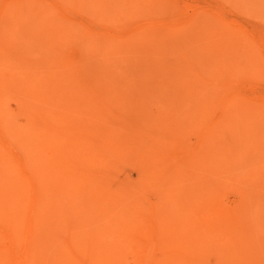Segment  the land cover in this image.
<instances>
[{
    "label": "bare ground",
    "instance_id": "obj_1",
    "mask_svg": "<svg viewBox=\"0 0 264 264\" xmlns=\"http://www.w3.org/2000/svg\"><path fill=\"white\" fill-rule=\"evenodd\" d=\"M44 1L63 14L57 1ZM201 17L195 14L178 28L199 24ZM166 22L144 17L134 26L114 24L113 38L130 43L131 37L141 35L149 44L128 58L134 77L117 83L103 74L101 66H96L95 70L103 71L98 74L87 71L90 66L83 68L89 63L70 60L62 50L67 40L50 28L40 47L50 51L43 67L29 69V61L20 55L22 59H16L15 64L8 61L10 76L0 74V264H94L110 252L105 251L110 247L107 237L122 245L113 254L118 264H264V238L252 237L260 234L258 229L250 235L245 231L249 224L245 225L242 214L243 207L250 208L252 198L258 196L257 190L250 189L253 185L248 192L242 189L241 207L227 208L221 194L234 186L231 182L235 178H227L223 185V173L217 165L221 152H228L226 130L248 104L243 89L251 79L241 81L239 67L248 68L249 62L186 61L183 52L162 44L160 28L171 27ZM236 29L254 41L252 31ZM130 45L132 49L134 45ZM16 60L14 57L11 63ZM118 67L120 70L124 65ZM149 87L158 90L154 111L146 107V100L151 99ZM9 97L15 98L16 112L24 118V125L14 121L7 106ZM244 108L247 111L250 107ZM190 134L195 137L193 142L187 138ZM249 170L248 184L264 179ZM63 186L65 190L58 192ZM45 187L57 198L81 191L79 197L88 201L81 208L86 213L72 217L73 224L55 215L52 218L45 210ZM64 203L66 209L79 208L73 200L64 199ZM87 225L104 231L101 238L94 232L85 233L89 247L80 245L75 237Z\"/></svg>",
    "mask_w": 264,
    "mask_h": 264
},
{
    "label": "rangeland",
    "instance_id": "obj_2",
    "mask_svg": "<svg viewBox=\"0 0 264 264\" xmlns=\"http://www.w3.org/2000/svg\"><path fill=\"white\" fill-rule=\"evenodd\" d=\"M0 1H1L0 12L3 13V14L0 13L1 14L0 40L1 38H4V40H6L5 42H7L4 45V40L0 41V46L1 44L4 45L3 47H0L1 49L0 51L4 52L3 55L1 56L5 55L6 57L5 56L4 57L7 60L6 62L4 57L0 56L1 57L0 74L2 76H4L5 74L6 77L10 76V71L12 69V67H10V64H15L16 62H18V60L22 59L19 57V55L23 56L25 60L29 61L27 63L29 69L32 66H34L32 67L33 69H35L36 66L43 67L44 62H46V60L49 58L48 55L50 51H48L47 48H45L46 51L45 49H43L45 51L43 52V50L41 51L40 47H42L41 42L43 44L45 41L43 40V38L46 39L45 36H43L44 33L47 32L50 28L49 31L53 30L56 33H57L56 30H58L59 34H61L59 35L57 33L59 38L61 37L60 39L67 40V44H66L67 46H63L62 50L65 51V54L69 56L70 60L73 61L79 60L80 62L77 63H85V64L89 63L87 65L83 64L84 65L83 68L85 70L90 68V70L87 71L92 72V70L94 71L95 69H97L96 66H101L102 70L105 71L103 74L105 76H108L109 78L111 77L112 82L113 80H115L114 82H116L117 80L123 81L124 80L123 78H125V80H129L132 77V75L134 77V74H132L134 70H132V68L128 66L130 62L128 59L129 56H131V53H133L134 50L136 51L137 49L136 52H138L141 48H144L149 44H146L147 42L144 43L143 42L144 40H142V38L140 39V37H142L141 35L131 37L130 39L132 41L130 43L120 42L121 40H119L118 38L112 37L114 33H116V29H115L116 25L114 26V24H117V26L119 25L123 26V24L124 26H126V24L127 26H134L137 20L141 21L142 18L144 17H149V19L152 18L167 19L166 24L170 25L171 27L160 28L162 30V31L160 30L161 31L160 36L162 38L160 40H162V44H164L166 49L183 52L185 54L186 61L191 60V62H195V63H215V62H226V61L234 62L237 60L239 62H244V63L249 62L250 67L244 69L241 66L239 67L240 69H243V71L239 69L240 75L242 74L241 75L242 77H240V75L238 74V78L240 77L239 79L241 81H246L247 79H251V81H249L250 85L249 83L247 85L244 84L245 87L243 89V92L248 100L247 102H245L248 104L244 106H248L250 108L251 106H253V108H251V110L250 108H248V110L246 111L247 107L244 108L243 106L241 110L242 113L243 112L244 113L240 114L241 112H239V114L236 117V120H238V122L234 120L230 124L228 131L226 130V133L224 135V142L227 145H229L228 152L226 153L224 152V154L221 152L219 156L222 155L223 156L218 159L220 162L218 161L217 165L221 173H223L222 175L224 177L223 178L224 180L222 179L220 181L221 183H223V185L227 184L229 179L233 180L235 178L234 179L235 182L234 180L233 182H231L232 186L233 185L234 186L229 190L225 189L221 194V196L223 195V197H221L222 198L221 201L224 204V206H226L227 208L231 207L235 209L237 207H241L242 202H240L239 193L240 191H242V189L243 191L246 189L245 190L246 192H248L251 188L257 190L256 193L258 194V196H256L257 194H255L256 196L254 197L255 199L252 198L251 206L249 204L250 208L245 210L243 207L242 214L244 215L243 217H244V222L246 223L245 225L249 224L245 226V231L247 233L250 232L251 234H253L254 231L257 232L256 229H258L260 231V234L259 232H257L258 234L255 232L256 234L252 235V237H255L257 239L259 238L258 239L259 241H261V239L264 238V188H261L262 186H264V179H262V181L257 179L252 180L251 181L252 184L250 183L248 184V182H250L248 180L249 178L248 175L250 173H247L249 171L251 172L249 168H252V170L256 171V173H259L260 175L262 174L261 176L262 178H264V169H262L264 168V140H262L264 139L262 138L264 137V0H54L58 2L60 8L62 7V9H64L63 14L57 12V10L53 9L50 6V4L44 0H0ZM171 2H173V4H171ZM6 4L7 7H4ZM5 8L7 10H5ZM119 8L120 10L118 12ZM194 13L195 14L199 13L200 17L204 15L203 16L204 18L201 17L202 21L199 24H193V25L190 24L178 28L183 23L185 22L187 23V21L191 20V18L195 15ZM66 20L71 21V24L69 25L70 22H68L67 25ZM76 24L77 25L79 24L80 28L79 25L77 28ZM59 26L61 27L59 28ZM62 26L64 27L62 28ZM65 26L70 30H67ZM69 26L70 27L73 26L74 28L73 27L72 28L74 30H72V28H70ZM173 26H176V28H174ZM238 26L245 28L250 32L252 31L254 35L253 37L254 41H251L247 39L245 36H242L236 29V27ZM81 27H84V29ZM77 29L78 32L76 31ZM129 31H131V28L128 29L125 33ZM5 32L7 34L3 35ZM82 32L84 33L86 32L85 33L86 35L84 33L82 34ZM78 36L80 38H78ZM135 37L137 38L139 37V41H137ZM133 40L135 41L136 44L132 43L134 42ZM8 42L10 44H8ZM130 44L134 45L135 48L134 46H132L131 49ZM138 45L140 47H138ZM3 48H5L7 51H5V49ZM33 49H34V53H37V55L31 53L33 52ZM35 49H37V52H35L36 51ZM123 49H125L124 52L128 49V51H126V54H124L125 56L123 55L124 53ZM15 51L16 52L18 51V53H15ZM38 51L41 54H38ZM19 52H22L23 55H21L22 53L19 54ZM42 52L44 55L42 54ZM119 52L122 53V55L118 54ZM30 53L32 57L31 55H29ZM115 53H117V55ZM24 55L26 56V58ZM7 56L12 57V59H14L15 57V60L16 59L18 60H16L15 62L13 61L14 63H11L12 59H10V57L7 58ZM172 59L175 60L176 58L172 57ZM123 60L124 61L128 60V62L127 61L124 62ZM3 61L6 62L7 64L4 63ZM8 61L10 64L8 63ZM125 63L127 65H125ZM116 64L118 66L121 65V67L122 64L124 65V67H122L121 69L123 72L126 73L127 76L125 74L123 76L121 69L119 70L120 67H118ZM88 66L90 67L88 68ZM114 66H115V70L117 71H114ZM125 67L126 68L128 67L129 69L127 68L128 70H126ZM102 70L98 69L95 71L96 72L99 71L98 74H102L103 72ZM129 70L131 71L129 72ZM116 73L118 75H116ZM120 73L122 76L120 75ZM98 74L96 75L98 76ZM153 88L154 87H152V89ZM149 89H150L149 90L150 93L148 95V98L151 99L149 100L147 98L148 100H146V103L148 104H146L147 105L146 107L149 108L148 110L154 111V108H156L155 106L156 102L158 100L156 98L158 94V90H156L155 88L152 90L151 87H149ZM154 92L156 93L155 95L152 94ZM8 100L9 101H7L8 102L7 106L9 109H11L10 111L12 112L14 121L16 122L17 125L20 126L24 125L25 124L24 118L21 115L17 114L16 112L17 107L15 102H13L15 98L9 97ZM151 100H153L154 103H152L153 101ZM257 101H259V104ZM249 103L251 105H249ZM253 109L259 112L257 113ZM246 113H248L249 115ZM241 115H244L243 118L245 117V115H247L248 118L246 116V118L243 119ZM241 118L243 120H241ZM247 120L248 121L250 120L251 122H248ZM245 121L248 122L249 126ZM240 122H242V127L240 126L241 131H239V126L237 125L238 123L240 125L241 124ZM244 125H246L245 128ZM242 131L245 134H243ZM242 135L244 137L246 135V138H244ZM248 135H250L248 141L250 139L252 140L255 138L254 143L256 147L251 140L249 142L247 141ZM187 138L191 142L195 140L193 134H190V136H188ZM231 138L233 139L234 143L231 142L232 141ZM230 146H231V150H230ZM232 149L236 150V152L235 151L233 152ZM247 149H249V151ZM255 150L257 152L259 150V152L257 153L255 152ZM231 151L232 154L234 153L233 156L231 154ZM20 153L24 155V152H20ZM222 158H224V160H221ZM230 159L231 161H229ZM224 161L228 163L225 166L224 164H226V162ZM228 165H230L229 166L230 168L228 167ZM253 166L255 168L257 167L256 170ZM225 168L228 170H225ZM259 170H261V172H259ZM239 173H241L242 177H240ZM117 175L119 176L118 177L119 179H122L121 172H119ZM241 179H243L244 182ZM238 182L242 187L239 185ZM234 183H236V185ZM249 185L250 186L253 185V186L250 187ZM65 188L66 187L63 186L58 192L64 191ZM48 191L50 190L47 187H45V196L47 197L46 199L48 200V205L46 206L45 210L52 218H54L55 215L59 220H63L64 222L73 224L71 220L72 217H75L76 214L86 213V211H84L81 208H85L88 204V201L86 198L83 199L81 198V196L79 197V192L81 191L75 190L71 193L68 192L66 196H62L59 198L54 197V194L52 193L51 195H49ZM64 199L66 201L73 200L74 202L78 203L79 208L76 209L75 211L71 209H66ZM150 199L153 201L155 200V198H150ZM53 202L57 205L58 211L55 210ZM85 217H83L84 221L88 219ZM88 223H92V222L88 221ZM87 231H89L90 234L94 232L92 234L98 235L100 238L104 236V231L100 230V227L98 228L93 225H87L82 233L78 232L75 235L78 243L82 246L84 245L87 247L90 246V242L88 241L86 242L87 239L85 233ZM107 241H108L107 244L110 245V247L109 248L105 247V251H110V252L104 253L102 258L100 259V262H94V264L97 263L118 264L116 261L117 259L113 254L116 253L118 249H121L122 245L118 243L115 239L108 240V237H107Z\"/></svg>",
    "mask_w": 264,
    "mask_h": 264
}]
</instances>
